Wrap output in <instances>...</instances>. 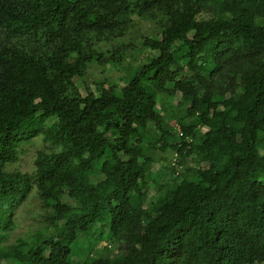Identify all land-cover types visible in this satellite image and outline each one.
I'll return each mask as SVG.
<instances>
[{"label":"trees","instance_id":"1","mask_svg":"<svg viewBox=\"0 0 264 264\" xmlns=\"http://www.w3.org/2000/svg\"><path fill=\"white\" fill-rule=\"evenodd\" d=\"M138 19L157 54L71 97ZM34 191L42 226L4 244ZM0 264H264V0H0Z\"/></svg>","mask_w":264,"mask_h":264},{"label":"rangeland","instance_id":"2","mask_svg":"<svg viewBox=\"0 0 264 264\" xmlns=\"http://www.w3.org/2000/svg\"><path fill=\"white\" fill-rule=\"evenodd\" d=\"M137 27L135 30H130L128 35L121 41L123 45H128V49L125 51H115V55L112 54L114 49L120 46V41L112 40L105 42L99 46L104 53L103 61H92L87 69H85L81 78H76L79 84V92L74 93L71 97H84L88 93L99 94L103 88H107L112 91L116 85H125L126 78L129 72L134 66H137L141 62L148 60L153 54L157 52L151 51L142 46L145 35H152L155 31L156 24L151 21L138 19ZM114 55V56H113ZM180 94L178 93L173 99L174 106L178 104L180 100ZM161 104L158 106L160 109ZM175 121V120H174ZM177 123V121H175ZM48 124L51 130L60 128L58 124L52 120L45 122ZM150 126H153L150 123ZM44 134H40L33 138L30 145L24 147L20 154L19 160L13 165H9L10 170H21L24 172H32L34 169V161L39 151H48L51 149L52 144L45 141ZM160 161L154 164L153 170L163 169L167 175L169 164L174 165L178 154L175 155L173 151H167L164 154L159 153ZM177 159V160H176ZM94 181L98 180V177H93ZM69 198V196H66ZM159 193H157V187L154 184H150L149 196L146 199L145 204L147 205L149 200H159ZM70 199V198H69ZM159 202V203H158ZM153 207V212L157 211L160 200ZM154 208V209H153ZM44 214L42 200L39 195L34 191L27 201L22 205L16 214V227L5 232L2 235L3 243L10 245L17 241L19 237H26L32 235V230H35L37 226H42L40 217ZM88 237L93 239V235L88 233ZM95 238V237H94ZM86 240L81 239L78 252L80 255H84L86 252L85 244ZM107 241H102L97 245V249H101Z\"/></svg>","mask_w":264,"mask_h":264}]
</instances>
